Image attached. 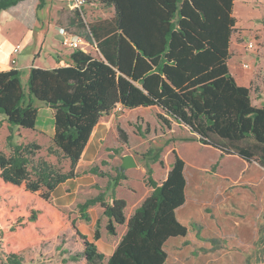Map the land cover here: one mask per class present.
<instances>
[{"label":"trees","instance_id":"obj_1","mask_svg":"<svg viewBox=\"0 0 264 264\" xmlns=\"http://www.w3.org/2000/svg\"><path fill=\"white\" fill-rule=\"evenodd\" d=\"M22 1L0 0V11ZM98 1L114 9L115 30L102 36L87 29L78 11L72 23L76 30H62L66 36L94 39L97 57L75 49L67 66L31 67L27 93L18 69L0 71V121L10 132L13 128L35 131L39 109L33 99L43 103L52 111L53 122L47 154L69 162V170L62 172L37 157L41 150L37 142L13 144L12 135L7 137L10 154L0 152V243L7 264H22L25 251L53 240L65 223L81 246L69 260L82 264H165L167 241L186 237L187 227L176 216L185 203V163L175 151L161 183L147 167L151 192L128 219L126 202L115 197L125 174L117 171L111 176L97 165L84 172L108 179L111 200L107 202L105 192H99L77 204L80 219L89 222L88 210L99 206L108 235H116V226H125L107 259L78 231L69 213L52 202L51 193L79 175L77 163L100 118L117 106L158 108L162 113L157 119L166 128L172 123L184 126L200 145L218 151L220 157L235 156L264 169V106L252 105L250 87L239 85L227 65L236 24L235 0ZM144 15L156 30H141ZM117 132L126 145V133L119 127ZM148 155L163 165L159 154ZM99 226L98 221L94 240L100 238Z\"/></svg>","mask_w":264,"mask_h":264},{"label":"rangeland","instance_id":"obj_2","mask_svg":"<svg viewBox=\"0 0 264 264\" xmlns=\"http://www.w3.org/2000/svg\"><path fill=\"white\" fill-rule=\"evenodd\" d=\"M34 1L36 2L29 0L25 12L16 14L15 20L6 24L0 21V54L3 55L16 43L23 47L21 55L16 58L17 65L23 57H30L39 49L41 56L47 54L49 58L54 59L47 48V40L43 44L41 33L33 25L37 21L35 10L32 9ZM1 13L2 11L0 16ZM233 17L236 24L231 37V55L227 62L229 72L239 85H245L246 81L251 90L252 105L263 106L264 0H235ZM53 39L59 42L56 38ZM249 42L253 44L252 51L246 50ZM243 64H248V69H244ZM26 79L27 71L22 70L21 82L25 93ZM33 105L39 109L38 125L43 119H49L50 109H40L41 105H45L35 99ZM161 113L157 108L127 110L118 106L109 115L101 117L98 128L90 138L89 150L96 153L94 164L89 166L85 163L86 160H82L81 167L78 168L79 179L54 190L51 193L52 202L69 213L78 231L93 242L100 253L106 254L107 259L108 252L115 249L120 241L125 226H116V235H108L105 229L107 219L102 215L99 206L88 210L89 222L80 219L77 204L99 192H105L107 202L111 200L110 191H106L108 179L95 178L94 175L84 172L97 165L101 170L115 176L119 171L121 158L126 155L133 157L136 167L123 172L127 180L121 183L122 187L115 189L116 197L126 202L124 215L128 217L131 207L150 189L146 185L147 167L154 169L151 177L156 182H160L161 173L164 172V165L154 163L148 154H159V160L168 166L173 162L175 151L185 163L186 180V202L176 216L178 221L187 227L188 232L184 238H171L167 241L164 246L167 254L165 264H264V215L261 213V216L256 218L254 211L256 233H248L249 228L240 236L231 230L236 226L233 222H239L244 216L238 212H227L220 203L219 206L216 204L222 198L219 192L223 194L229 186L218 176L223 174L235 177L244 166L243 163L236 157L220 158L216 150L200 145L196 137L184 126L172 123L170 128H166L157 119V115ZM118 127L127 135L126 145L119 140ZM39 129L46 135L19 128H13L10 132L7 124L1 120L0 152L10 154L7 137L11 134L13 144L37 142L41 146L37 157L55 165L62 172H67V160L58 162L56 157L47 154V148L51 146V141L47 138L50 126L42 123ZM101 161H106L107 164L101 165ZM98 221L100 238L94 240L95 225ZM80 248L77 234L65 223L53 240L25 251L21 260L22 264H82L69 260L70 254L78 252ZM0 264H7L1 243Z\"/></svg>","mask_w":264,"mask_h":264},{"label":"crops","instance_id":"obj_3","mask_svg":"<svg viewBox=\"0 0 264 264\" xmlns=\"http://www.w3.org/2000/svg\"><path fill=\"white\" fill-rule=\"evenodd\" d=\"M28 1L29 0H24L18 3L16 6L11 7L6 11H2L0 16V21L6 24L12 20H15L14 16L16 14H23L25 12L27 8L26 3H28ZM67 1L68 0H36V2L34 1L32 4V9L34 8L35 16L37 18V21H35L33 25L36 28H38V31L41 33L40 39L41 41H43V44L47 40L48 43L47 48L54 59L49 58L47 54H43V56H41V49H39L38 51H34L30 57L27 58L23 57L21 59V63L17 65L16 58L17 56L21 55L20 54L21 51H20V53L15 58V63L13 64V66H10L12 59V49L16 44H18L16 43L14 46L8 48L3 55L0 54V71H7L11 68H15L18 69L22 75V70H26L28 77V72L31 67H36L40 69H54L58 67L67 66L70 62L69 55L73 50L69 48H65L61 45V42L64 39V32L62 30L63 28H68L69 30H76V28L72 24L75 11H78L80 13V18L82 19L83 23L86 25L87 29L89 28L90 30H98V33H100L102 36H106V34L108 33L110 34L112 30H115V25L112 22V18L114 17V9L112 7L105 8L100 5L98 0H86L85 5L82 6L80 10H71L68 7ZM44 10H47V12ZM10 11L13 12L11 13ZM144 17L145 19L142 22L141 30H156L153 21L149 20V16L144 15ZM101 30H109V31L101 33ZM27 31L30 32V30ZM101 35L100 36L98 35V37H102ZM53 38H56L59 42L57 43ZM81 41L83 43L79 48L80 50L84 51L85 53L91 54L93 57H97L99 55L95 48L96 41L94 39H89L88 41L81 39ZM22 48L23 47H21V49ZM41 61H43V63H41ZM242 86L248 87L246 81H245V85ZM258 107H262V105ZM43 108L48 109L46 106L42 107L41 105L40 109L43 110ZM48 118L49 119H45V120L43 119L42 123H46L47 125L50 126V131L47 134V138L50 140L53 133L51 110ZM39 125H38V117H37L36 128L35 131L33 132L37 134L41 133L43 135H46L42 130L39 129ZM98 125L99 122L95 126L94 130L98 128ZM90 138L81 155L79 162L77 163L76 171H78V168L81 167L82 160H86L85 163L89 166L93 165L95 162L96 153L94 154L93 151L91 152V150H89ZM230 157H235V156H230ZM240 161H241L240 163H243L244 166L241 167L239 173L235 177L223 175V174L218 176L219 178L224 180L223 181L224 183L229 184V186H227L226 188L227 191L223 192V194L219 192V195L222 196V198L219 199L218 202H216V204L219 206L220 203L224 207V209H226L227 212L229 211L238 212L244 216V219L239 220V222H233L234 224H236V226H233V229L231 230L233 232L235 231L238 235L242 236L244 233L247 232L249 228L250 229L248 233H252V232L256 233L255 231L256 224L253 219L254 211L256 212V214L254 215V217L256 218L260 217L261 213L264 215V169L261 168L255 162L247 163L242 160ZM163 165H164L163 168L164 172L161 173L160 176L161 180L160 182L157 183H161L166 178V175L171 167V164L168 166L166 164ZM152 172H154V169L152 170ZM93 177L99 178L96 176ZM78 179H79L78 176L73 179H69L66 182L60 184L56 189L66 185L69 182L72 181L75 182ZM124 181H122L121 183H124ZM120 187H122V184L118 186L117 189ZM150 192L151 189L143 193V196H141V198L137 200L136 204H134L131 207V211L128 217H126V219H128L132 215L134 210L144 200V198H146L150 194ZM116 196L117 193L115 191V197ZM185 202H186V193H185ZM183 206H181L178 210H180ZM114 250L115 249L108 252V257L112 255Z\"/></svg>","mask_w":264,"mask_h":264},{"label":"built area","instance_id":"obj_4","mask_svg":"<svg viewBox=\"0 0 264 264\" xmlns=\"http://www.w3.org/2000/svg\"><path fill=\"white\" fill-rule=\"evenodd\" d=\"M67 2L69 9L80 10V8L85 5L86 0H68ZM82 43L83 42L81 41L80 38L74 36L70 37L64 34V39L62 40L61 45L65 48L75 50V49H79ZM252 49H253V44L251 42L247 43L246 50L252 51ZM20 51H21V46L19 44H16L12 49L11 64L15 63V58L20 53ZM242 67L244 69H248L249 66L248 64H243Z\"/></svg>","mask_w":264,"mask_h":264},{"label":"water","instance_id":"obj_5","mask_svg":"<svg viewBox=\"0 0 264 264\" xmlns=\"http://www.w3.org/2000/svg\"><path fill=\"white\" fill-rule=\"evenodd\" d=\"M136 167V163L132 156L126 155L121 158V164L119 166V171L123 173L126 170Z\"/></svg>","mask_w":264,"mask_h":264}]
</instances>
